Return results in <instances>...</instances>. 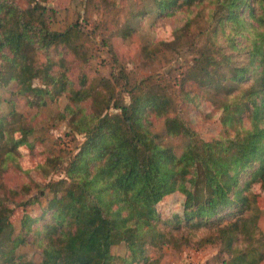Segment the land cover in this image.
<instances>
[{
    "label": "trees",
    "instance_id": "trees-1",
    "mask_svg": "<svg viewBox=\"0 0 264 264\" xmlns=\"http://www.w3.org/2000/svg\"><path fill=\"white\" fill-rule=\"evenodd\" d=\"M27 1L30 6L22 8L17 0H0V86L15 82L12 94L51 98L55 93L64 94L68 100L64 117L71 130L83 134L85 140L66 171L67 178L53 184L44 215L35 218L25 212L20 232L12 221L9 200L0 194V264H34L18 254L19 247L28 243L42 255L40 264L148 261V245L180 246L175 233L183 224L216 226V240L229 255L224 264H261L262 251L238 249L235 244L239 234L251 230L246 213L254 208L253 186L264 184V0H153L159 15L193 8L196 15L204 13L205 26L198 36L220 27L228 36L234 32L249 41L239 43L248 47V65L231 67L230 76L221 77L218 68L227 54L215 36L210 38L211 48L199 52L194 66L185 73V81L199 85L213 80L238 85L257 73L243 94L220 96L217 104L223 108L226 128L212 139H205L181 116L179 104L188 95L182 83L175 89L155 75H132L125 68L112 79L90 77L87 68L92 50L81 25L72 23L64 30H54L46 15L48 7L39 0ZM204 2L211 6L196 7ZM198 22L188 19L172 41L143 46V55L153 61L172 60V52ZM123 92L129 95V102L120 97ZM11 115L23 117L16 108ZM154 118L164 120L165 134L154 129ZM7 121L0 118V149L2 144L9 145L0 154V175L12 167L21 169L18 148L31 146L32 129L18 125L8 130ZM17 131L19 137L14 136ZM170 136L186 138L181 155L168 143ZM246 174L249 178L243 180ZM182 183L190 185L183 215L165 220L158 205ZM55 185L63 188L62 193ZM31 194L29 190L27 199H10L27 208L38 203L45 190ZM121 244L128 255L112 251Z\"/></svg>",
    "mask_w": 264,
    "mask_h": 264
},
{
    "label": "rangeland",
    "instance_id": "rangeland-1",
    "mask_svg": "<svg viewBox=\"0 0 264 264\" xmlns=\"http://www.w3.org/2000/svg\"><path fill=\"white\" fill-rule=\"evenodd\" d=\"M39 1L49 9L46 15L52 29L61 31L72 23H79L88 34L92 50L87 68L90 77L112 79L115 72L125 68L132 75H155L169 82L175 89L182 83L184 93L188 95L184 94L181 98L182 102L179 104L181 116L205 139L220 136L226 128L222 118L223 108L217 104L220 96L243 94L245 87L257 75V73L249 74V77L238 85L226 80H213L204 85L185 81L186 71L194 66L199 52L211 48L210 38L214 36L218 37V43L225 45L227 54L218 68L223 73L222 79L224 75H231V67L249 63L248 47L242 48L239 44L249 43L245 36L234 35V32L228 36L220 27L218 31L213 32V29H210L198 36L205 26L202 18L206 16L204 13L196 15L195 8L191 12L180 9L168 15H159L153 0ZM17 2L22 8L30 6L27 0H17ZM209 6L211 5L204 2L196 7ZM188 19L199 22L192 31L186 32L187 36L179 43L180 47L172 52L174 55L172 60L153 61L149 56L143 55V46L175 39L179 34L178 29L185 26ZM233 45H237L238 48H234ZM167 55L165 54L164 57H168ZM1 56H3L2 52H0V67L3 64ZM35 82L39 86V80ZM233 89L235 90L232 91ZM15 90V82L0 86V118L11 121H7L8 130L18 125L32 129L28 138L31 146L24 144L18 148L21 169L12 167L0 175V194L9 200V209L13 211L12 221L16 231L20 232L22 216L25 212L35 218L44 215L48 206L47 201L54 193L53 184L64 182L67 178L66 171L79 152L85 136L74 133L69 126L68 118L64 117L68 103L64 94L55 93V97L51 98L34 94H12ZM120 90L121 87L119 92ZM120 97H123L125 102L130 100L129 95L124 92ZM41 98H44L43 103ZM15 108L23 117L11 115V111ZM153 120L154 129L160 134H165L164 120L157 118ZM19 135L18 131L14 133L15 137ZM167 141L178 155L182 154L187 145L183 136H170ZM1 148L3 149H0V154L1 151L8 150L9 145L2 144ZM248 178V174L242 177L243 180ZM55 186L60 189L59 193H62L63 188L59 185ZM41 188H44L45 195L38 203L27 208L17 206L12 202L13 200L11 201V199L20 201L29 198L30 196L26 195L29 190L34 196ZM189 189V184L182 183L176 193L165 197L159 203V211L165 220L174 221L183 215L185 197ZM252 190L255 194L251 197L254 208L246 213V216L250 217L251 230L249 233L239 234L235 245L238 249L253 247L262 251L264 255V184L255 183ZM258 207L260 208L257 209ZM44 218L46 219L47 216ZM45 219L40 220L38 228L42 227ZM182 226L183 228L175 233L179 247L173 244H164L160 247L148 245L146 247L148 261L141 260L126 264H224V260L229 258V255L223 251L220 240H216L218 234L216 226L207 225L199 228L185 227L184 224ZM30 234L29 236H32V233ZM112 251L116 255H128L127 248L123 244L114 246ZM18 254L34 264L41 263L42 255L31 243L21 245ZM261 264H264V257Z\"/></svg>",
    "mask_w": 264,
    "mask_h": 264
}]
</instances>
